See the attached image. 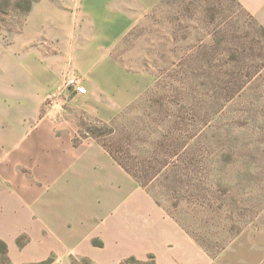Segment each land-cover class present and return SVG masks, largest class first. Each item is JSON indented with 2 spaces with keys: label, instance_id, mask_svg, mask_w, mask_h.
<instances>
[{
  "label": "rangeland",
  "instance_id": "374dc122",
  "mask_svg": "<svg viewBox=\"0 0 264 264\" xmlns=\"http://www.w3.org/2000/svg\"><path fill=\"white\" fill-rule=\"evenodd\" d=\"M79 1L0 0V43L18 44L36 4L78 28ZM101 15L88 21L106 24ZM131 17L107 58L92 68L85 59L66 62L61 84L39 110L17 111L24 123L36 124L49 108L57 110V118L77 124L73 145L87 142V151L96 156L95 147L115 168L95 162L94 169L77 171L67 159L54 162L61 179L49 176L34 192L52 202L56 218L48 239L52 254L36 264H97L93 258L106 252L100 235L130 199L146 200L138 204L149 222L162 215L178 226L209 264H264V20L239 0H157ZM4 53L0 82L6 84ZM88 70L95 91L76 105L64 80L73 73L82 82L80 72ZM3 92L0 84V104L14 107V96ZM35 103L33 95L29 105ZM30 161L15 163L13 181L18 173L36 180ZM2 180L8 179L0 174ZM112 196L122 200L119 206L107 203ZM2 250L0 242V264H10ZM159 257L155 250H132L111 264H161Z\"/></svg>",
  "mask_w": 264,
  "mask_h": 264
},
{
  "label": "crops",
  "instance_id": "0c3cea01",
  "mask_svg": "<svg viewBox=\"0 0 264 264\" xmlns=\"http://www.w3.org/2000/svg\"><path fill=\"white\" fill-rule=\"evenodd\" d=\"M156 1L80 0V9L76 15L80 23L76 29L73 24L69 27L65 20L51 18L48 13L43 12L41 5L36 4L28 15V24L17 39L18 44L0 43V57L2 58L5 51L10 75L8 83L0 84L6 91L3 93L14 96V107L0 104V147L3 151L0 154V174L8 179L0 182V240L6 244L10 264L41 263L52 254L48 240L50 234L56 230V218L51 214L52 202L46 198L34 197V192L40 185L49 183V176L51 180L61 179V172L54 168L55 161L59 163L67 159L72 168L76 166L77 171H87L90 167L94 169L95 162L103 165L102 168L105 165L109 170L115 169L108 155L98 152L95 147L96 156L87 151V142L77 147L73 145L72 138L77 131V124L57 118V110L49 108L46 118L39 119L36 124L24 123L17 111L26 108L37 110L36 106L39 110L47 93L61 84L63 73L67 69L66 62H72L76 66L85 59L84 62H88V67L92 68L95 62L107 58L106 49L130 27L131 15L144 11ZM239 1L247 10L264 20V0ZM89 3L91 4L88 5ZM132 7L137 13L130 10ZM96 13L103 15L100 19L106 24L97 25L88 21ZM62 14L64 16V12ZM82 18L87 21L82 22ZM12 47L13 50L8 51ZM20 61H25L27 66L20 64ZM80 73L86 92L74 93L73 101L76 105L93 96L97 82L91 70ZM6 95L1 97L6 98ZM33 95L38 96V103L29 105ZM33 114L36 112L33 111ZM29 127V133L26 134ZM30 157H33L30 162L37 175L36 180L19 177L18 173L14 174L13 181L15 169L12 170L15 163L21 160H27L28 163ZM83 157L87 164L81 166ZM117 177L123 178L120 179L121 182L128 183L121 173ZM126 185L133 186L132 183ZM15 193L20 198H14ZM27 193L33 196L28 197ZM139 200L130 199L129 207L121 208V215L109 222L105 234L100 235L106 240V252H103L102 259L95 256L94 262L111 264L132 250L139 253L155 250L160 253L161 264L210 263L202 249L170 220L156 215V219L149 222L138 204L140 201L146 203V200ZM121 202L122 200L112 196L107 203L119 206ZM132 211L138 215H133ZM22 236L27 240L20 246L18 239ZM91 237H87L88 241ZM110 253L115 255L112 261L109 260Z\"/></svg>",
  "mask_w": 264,
  "mask_h": 264
},
{
  "label": "built area",
  "instance_id": "2783aa9c",
  "mask_svg": "<svg viewBox=\"0 0 264 264\" xmlns=\"http://www.w3.org/2000/svg\"><path fill=\"white\" fill-rule=\"evenodd\" d=\"M64 86L66 89L71 90L74 93L83 94L86 92V89L79 77L73 73L66 76L64 80Z\"/></svg>",
  "mask_w": 264,
  "mask_h": 264
},
{
  "label": "trees",
  "instance_id": "16d2710c",
  "mask_svg": "<svg viewBox=\"0 0 264 264\" xmlns=\"http://www.w3.org/2000/svg\"><path fill=\"white\" fill-rule=\"evenodd\" d=\"M110 154H111V152H109ZM112 156H113V154H111ZM114 157V156H113ZM116 161H117V159L116 158H114ZM119 164H121L119 161H117ZM123 167V166H122ZM125 169V168H124ZM0 242H1V246L3 247V250H2V252H3V254L6 256L5 257V260H7L8 261V258H7V247H6V244L2 241V240H0ZM18 243H19V241H18Z\"/></svg>",
  "mask_w": 264,
  "mask_h": 264
}]
</instances>
